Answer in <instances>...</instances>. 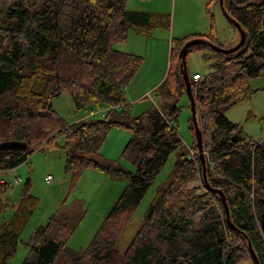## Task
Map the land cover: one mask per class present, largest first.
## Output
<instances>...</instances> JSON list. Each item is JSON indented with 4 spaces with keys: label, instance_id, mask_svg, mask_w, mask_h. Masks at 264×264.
I'll use <instances>...</instances> for the list:
<instances>
[{
    "label": "trees",
    "instance_id": "1",
    "mask_svg": "<svg viewBox=\"0 0 264 264\" xmlns=\"http://www.w3.org/2000/svg\"><path fill=\"white\" fill-rule=\"evenodd\" d=\"M224 7L244 29L245 43L228 54L211 50V71L200 81L189 76L207 155L206 177L212 188L223 191L230 219L240 232L227 224L216 193L205 188L195 195L199 187L190 194L181 189L196 171L202 178L197 153L188 159L184 147L121 253L116 247L119 237L169 155L181 145L172 120L185 95L178 53L186 40L170 49L168 72L157 87L170 111L157 104L131 117L125 89L143 58L113 45L126 40L130 26L142 36L157 26L168 27V15L127 10L126 0H44L37 12H30L22 0H0V143L27 144L24 150L0 151V171L27 162L38 146L58 148L62 137L71 185L90 167L127 179L88 248L80 253L67 248L82 211L75 205L63 207L34 229L26 243L31 255L20 264H236L248 243L264 264V140L242 138L237 124L221 113L249 97V80L264 73V0H224ZM205 37L222 46L213 29ZM202 47L192 45L187 52ZM63 90L70 93L75 109L85 112L71 124L52 109ZM95 105L106 107L103 119L90 118ZM114 125L131 132L122 154L132 170L100 153ZM190 125L193 129L191 118ZM192 144L189 148L196 151L195 137ZM30 185L26 179L11 217L0 222V264H8L38 205ZM8 188L7 182L0 183V211L7 206L1 196Z\"/></svg>",
    "mask_w": 264,
    "mask_h": 264
},
{
    "label": "rangeland",
    "instance_id": "2",
    "mask_svg": "<svg viewBox=\"0 0 264 264\" xmlns=\"http://www.w3.org/2000/svg\"><path fill=\"white\" fill-rule=\"evenodd\" d=\"M22 2L30 12L40 11L44 4V0H22ZM126 8L130 11L161 13L170 18L168 27L157 26L153 28L149 36L139 35L135 27H128V31L138 38L134 51L143 58L140 68L125 89V104L128 105L127 112L131 117L139 116L157 104L163 111H170V103H163L159 99L157 87L166 75L170 48L178 41L194 31L208 35L212 29L222 47H228L225 43L226 39L230 41L231 46L239 40L238 32L222 14L217 0H126ZM3 9L0 8V15L4 13ZM234 35L236 39L232 40L231 37ZM127 40L128 37L122 42ZM122 42H117V44ZM212 54L213 52L208 47L187 52L186 71L190 75L193 72H198L202 76L208 74L211 71L213 59L210 57ZM249 84L253 90L251 95L235 105L224 107L221 113L237 124L242 138L261 142L264 140V73L250 79ZM177 105L179 110L172 120V125L181 139V145L169 155L136 207L130 223L119 237L116 247L121 253L125 251L139 229L144 213L156 195L157 187L166 180L183 148L186 147L189 151L188 148L193 145L194 130L190 125L191 111L186 94L178 100ZM52 109L66 124L77 121L85 113L75 109L67 90H63L59 96L54 98ZM92 112L90 118L103 119L107 111L106 107L95 105ZM88 114L89 112L86 113ZM197 122L201 129L199 119ZM130 136L131 132L128 129L116 125L111 126L100 148L103 158L120 167L132 170L131 162L122 154ZM62 142L63 138L59 137V143ZM49 152H51L50 155H48ZM194 152H196L195 149ZM64 156L62 148L50 151L36 149L26 163L0 171V177H3L9 184L6 194L1 196L7 206L0 211V222L11 217L19 203L20 193L26 179L31 181L29 193L39 200L20 233L18 246L8 259V264H20L24 258L30 257L31 251L26 243L34 229L38 225L45 224L49 216L63 207L73 205L82 211V217L66 246L75 253L84 251L90 245L104 217L127 184V179L123 175L110 176L90 167L71 185L70 177L64 170ZM206 156L205 153V158ZM47 175L51 176L50 183L45 181ZM196 187L199 188L195 190V195L206 190L199 170L195 172L190 182L181 186V189L188 193ZM199 217L200 215L195 216V222H198ZM236 264H254L247 248Z\"/></svg>",
    "mask_w": 264,
    "mask_h": 264
},
{
    "label": "water",
    "instance_id": "3",
    "mask_svg": "<svg viewBox=\"0 0 264 264\" xmlns=\"http://www.w3.org/2000/svg\"><path fill=\"white\" fill-rule=\"evenodd\" d=\"M217 1L219 3L222 14L225 16L227 21L230 22L236 28L239 34L238 42L235 45L230 46V47H222V46H218L217 44H214L213 42L209 41L206 38H202V37L191 38L187 40L179 49L178 58L180 60V70H181L183 83L185 85V94L189 101V108L191 111V119H192L194 137H195V143H196L195 146L197 150L196 153L201 163V173H202V179H203L204 186L207 190L214 192L219 196L224 213H225V219H226L227 224L230 226L231 229L240 232V230L233 224V222L230 219L229 209H228L226 197L223 191L220 189L212 188L208 183V180L206 177V158H205V152L203 148V136H202V131L197 122L196 100L192 92L190 76L188 72L186 71V67H185L186 53H187L188 48L192 45L200 44V45L210 48L213 52L221 53V54H228V53H232V52L239 50L245 43L246 36H245L244 29L240 26V24L235 19H233L228 14V12L226 11L224 7V0H217ZM26 147H27V144L23 141L10 140V141H3L0 143V151H19V150H24ZM248 251L251 255V258L254 264H260L250 243H248Z\"/></svg>",
    "mask_w": 264,
    "mask_h": 264
},
{
    "label": "crops",
    "instance_id": "4",
    "mask_svg": "<svg viewBox=\"0 0 264 264\" xmlns=\"http://www.w3.org/2000/svg\"><path fill=\"white\" fill-rule=\"evenodd\" d=\"M147 12V11H145ZM154 13V12H153ZM207 34H204L202 32H196L194 31L193 33H190V35L184 37V40H189L191 38H195V37H202V38H206ZM127 37H128V40L126 42H122V43H115L113 45L114 49L118 50V51H121V52H124V53H128V54H133V55H137V56H140L138 55L139 53H137L136 51H134V49L136 48V45L138 44V38L130 31L127 32ZM141 37V36H139ZM232 40H235V35L231 37ZM130 39V40H129ZM185 41V42H186ZM219 41V40H218ZM220 42V41H219ZM225 43L227 44L228 47L231 46V43L228 39H226ZM117 44V46H116ZM221 44V43H220ZM233 44V43H232ZM116 46V47H115ZM175 46V45H174ZM173 46V47H174ZM171 49V48H170ZM169 65H170V51H169V60H168V68H167V72H168V69H169ZM166 72V74H167ZM195 72H193L192 74H194ZM189 74V73H188ZM166 76V75H165ZM163 81V80H162ZM161 81V82H162ZM133 101V100H132ZM135 101V100H134ZM60 144V143H59ZM62 145H63V142L60 144V146L58 148H62ZM40 147V148H39ZM38 150H46V151H50L51 149H48L46 148V146H38L37 147ZM63 149V148H62ZM64 150V149H63ZM51 152H49L48 155H50ZM64 155H65V152H64ZM64 161H65V156H64ZM26 163V162H25ZM64 167H65V164H64ZM5 182V179L3 177H0V183H3Z\"/></svg>",
    "mask_w": 264,
    "mask_h": 264
},
{
    "label": "built area",
    "instance_id": "5",
    "mask_svg": "<svg viewBox=\"0 0 264 264\" xmlns=\"http://www.w3.org/2000/svg\"><path fill=\"white\" fill-rule=\"evenodd\" d=\"M204 78V76H202L201 74L200 75H192V79L194 80V81H200V80H202ZM116 108V109H118V108H120L121 106L120 105H118V106H112V108ZM93 112H91V114H92ZM188 155H187V158L188 159H192V158H194V155H195V153L196 152H194V150L193 149H190V148H188ZM16 181H18L17 179H16ZM45 181L47 182V183H50V181H51V176L50 175H47L46 177H45ZM202 185V184H201Z\"/></svg>",
    "mask_w": 264,
    "mask_h": 264
},
{
    "label": "bare ground",
    "instance_id": "6",
    "mask_svg": "<svg viewBox=\"0 0 264 264\" xmlns=\"http://www.w3.org/2000/svg\"><path fill=\"white\" fill-rule=\"evenodd\" d=\"M194 75H196V74H194ZM196 152H197V150H196Z\"/></svg>",
    "mask_w": 264,
    "mask_h": 264
}]
</instances>
